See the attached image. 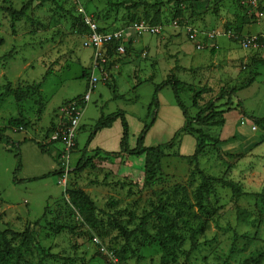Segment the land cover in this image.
<instances>
[{"label":"rangeland","instance_id":"rangeland-1","mask_svg":"<svg viewBox=\"0 0 264 264\" xmlns=\"http://www.w3.org/2000/svg\"><path fill=\"white\" fill-rule=\"evenodd\" d=\"M241 1L0 0V129L18 143L16 148L0 142V230L31 233L33 242L21 247L20 264H110L95 245L97 232L79 222L70 205L72 185L88 192L104 211L110 202L118 210L132 204L134 217H122L123 233L113 227L105 231L104 239L97 237L106 244L115 236L122 244L123 235H128L126 244L134 251L121 264H161L162 258L164 264H242L262 253L264 124L256 126L236 105L240 101L247 115L264 118L260 62L264 51L241 48L225 29L242 36L264 35V10L259 9L264 8V0H256L259 7L250 11ZM134 3L157 4V8L135 9ZM178 5L180 16L174 18ZM79 6L107 29L147 17V22L157 18L161 31L134 36L124 55L109 60L104 68L107 77L96 83L83 109L67 162V180L59 184V176L52 172L65 163L64 149L62 144L48 143L47 131L57 123L60 105L86 91L88 77L82 74L88 75L92 64V50L82 46ZM257 12L262 16H256ZM176 19L216 36L202 40L203 48L197 49L184 29L173 27ZM170 74L206 88L198 100L201 107L221 90L234 89L232 104L227 106L224 98L215 106L217 111L230 109L222 117L223 125L194 123V129L208 135L203 139L189 132L166 86L158 93L157 116L143 140L145 147H158L160 163L147 164L145 154L119 153L122 127L117 119L97 132L86 150L85 169L75 170L101 114L124 111L129 148L136 145L150 121L148 106L154 87ZM179 94L189 115L195 117L193 93L181 87ZM18 117L27 123L26 129L8 127V121ZM151 175L157 177L154 183L146 180ZM225 180L239 185L238 199L223 185ZM151 203L162 214H180L185 220L174 224L171 231L178 239L167 242L166 248L169 229L158 234L154 227L158 218H142L152 215ZM238 211L244 212V218ZM52 225L61 230L56 232Z\"/></svg>","mask_w":264,"mask_h":264},{"label":"trees","instance_id":"trees-1","mask_svg":"<svg viewBox=\"0 0 264 264\" xmlns=\"http://www.w3.org/2000/svg\"><path fill=\"white\" fill-rule=\"evenodd\" d=\"M41 1H47V0H41ZM139 7H143V9L157 8V4L151 5L148 3H141V4L134 3L132 5V8H135V9ZM179 7L180 5L177 6V10L174 14V18H179L180 16ZM259 9L261 12L264 10L263 7H259ZM145 19H142L141 21L147 22L146 21L147 19L146 20ZM174 21L178 23L177 19ZM157 22H158V19L155 18L152 21L150 20V22H147V23L151 25H158L156 24ZM178 24L183 25L182 23L181 24L178 23ZM128 25H131V24H125L121 27H117L114 29H107L106 27H103V26L101 27L99 25V29L113 31L117 29H122ZM80 26H81L82 37H83V35L87 32V29L86 27L83 26L81 21H80ZM226 31H230L232 33L231 38L233 39L235 38L239 39L242 37V34L241 35L234 34V31H232L231 29H225V32ZM128 47H129V44H128ZM108 54L110 57L112 56L113 53L108 52ZM260 62H261V65L264 66V60ZM107 66H108V63L107 65H105V68H107ZM82 75L83 77H88L89 73L88 75H86L85 73ZM166 86L170 87L171 89L174 101L181 111L183 120L185 122L186 129L191 133L197 134L202 139L207 138L208 135L204 134L201 129H194L193 124L196 123L201 126H222L224 123V120L222 117L230 109L228 107L227 109L217 111L215 107L216 103L226 98L225 104L229 106L230 104H232V98L235 97L236 95L235 90L232 88L221 90L218 96L214 100L209 101L206 105L201 107L198 105V100L200 99L201 95L205 92L206 88L203 86L198 87L197 85H188L186 83L181 82L174 74H170L165 80L155 85L154 87V92L152 94V98L148 106V114L150 116V121L148 124L144 125V127L142 128L137 138L136 145L133 148H129L128 126H127V122L125 119L124 111L117 110L116 112H113L107 116H105L104 114H101L97 118L93 128L91 129L87 137V140L82 149L81 155L77 159L75 170L82 171L85 169L84 166L88 163V160L85 158L86 150H87L89 143L94 139L97 132L104 128L111 127L113 122L116 121L117 119L120 121V124L122 127V135L119 140V153L128 155V156H140L142 154H145L147 158V164L149 162L156 163V164L160 163V158L162 157V155L159 152L158 147H145L143 146V140H144L145 133L153 125L154 120L157 116L158 93L162 88ZM181 87L187 88L189 89L190 92L193 93L192 104L198 108V112L195 117H192L189 115L187 108L184 105L180 97L179 88ZM79 96L80 95H77L73 98H76ZM236 106L237 108H239V113L243 115L245 118L251 120L256 126H262L264 124V118H254V117H250L249 115H247L244 112V109L242 108V104L240 101L237 102ZM8 127L12 129L13 128L14 129H26L27 123H25L22 118L18 117L16 119H10L8 121ZM56 128H57L56 123L52 124V126L47 131L48 134L50 135L51 133H53L56 130ZM0 142L6 146H11V147H16V148L18 147V143L13 141L8 135H6L4 129H0ZM48 143L57 144L59 143V141H49ZM158 145H160V143ZM40 151L43 153H46L47 149L43 147L42 145H40ZM19 167H20V164H19ZM62 173L63 171L60 167L59 171L52 172V175L61 176ZM156 179L157 177H154L153 175H151V177L147 178L146 180L147 182L151 181L154 183L155 181H157ZM222 182L225 187H228L231 190L232 194L234 195L236 199H238L242 195L241 188L236 182L231 181V180H225ZM68 192H69L68 198H69L70 205L75 210V214H76V217L79 218V222H81L83 225L87 226L88 228L94 229L97 232L98 236L101 237L102 239L105 238L106 235H104V233L107 230L112 231V230H115L114 228H117L119 231L123 233L125 227L121 223L122 220L124 219L122 217L127 216V218H125L126 220L134 217V211H132L131 209L132 204H128L126 208L118 210V209L113 208V206L116 204L114 202H110L109 203L110 207H108L107 211H104L103 209H99L96 206V204L92 200L93 199L92 196L88 192L75 188V185H72L71 189H69ZM111 197H114V196H111ZM152 206H154V210L151 211L153 212L152 215L150 213V215L148 214L146 216H143L142 218H149V216H156L158 218V221H156V223L154 224V227L157 228L158 234L160 232V229H163V228L169 229L168 233H171V234L169 236L167 235L166 237H164L165 241L163 244V248H166L167 242H172L178 239L177 235L173 234L171 231L174 224L175 223L178 224V222L184 223L185 220H181L180 214H174V216L172 217L170 213L162 214L161 212H159V207L156 206L155 204L151 203V207ZM238 215L242 216L243 218L245 216L243 211H238ZM143 225L147 226L148 222L144 221ZM51 228H55L56 232H59L61 230L60 226L54 227V225H52ZM199 228H201V226ZM140 232L143 233L144 231L141 230ZM127 236H128L127 234L123 235L125 243L123 242L122 244L118 242L119 238L115 236H113V238L110 239L106 244L104 243L103 240H101V242L106 247V249L114 253V255L117 257L120 264L123 263L126 259H128L130 251H134V249H132L131 247L128 246V244H126L128 243ZM32 242H33V237L31 233H29L28 231H25L23 233H15L14 231H10L8 229L0 230V264H20L21 247L27 245L28 243L30 244ZM138 243L140 242L138 241ZM261 263L264 264V249L262 253L256 259L248 258L244 260L242 264H261ZM161 264H164L163 258H162ZM224 264H227V262H225Z\"/></svg>","mask_w":264,"mask_h":264},{"label":"built area","instance_id":"built-area-1","mask_svg":"<svg viewBox=\"0 0 264 264\" xmlns=\"http://www.w3.org/2000/svg\"><path fill=\"white\" fill-rule=\"evenodd\" d=\"M244 8L250 11L253 8H258L256 0H242ZM80 21L87 32L83 35L82 46L92 50V64L88 75L86 91L79 97L69 99L60 105L58 108V121L56 130L48 137V141H59L63 146V154L61 159L62 175L59 176L58 183L65 184L70 170L68 159L75 146V137L77 129L80 125L83 109L90 99V94L94 90L95 85L99 81H104L107 77V72H104L105 65L116 56L124 55L130 40L135 36L157 35L161 31L158 25H151L145 21H138L128 25L122 29L113 31L100 30L97 21L88 15L81 6L77 8ZM256 16H262L261 12H257ZM173 27H181L184 29L187 38L194 44L195 48L202 49V40L213 39L215 32H201L195 28L186 25H179L176 21L173 22ZM228 37L232 36L230 31H226ZM239 45L243 49H252L255 51H264V35H244L238 39ZM108 52H112L109 57ZM98 72V76L95 75ZM95 245L101 254H104L110 264H120L117 257L110 250H107L97 237H94Z\"/></svg>","mask_w":264,"mask_h":264}]
</instances>
